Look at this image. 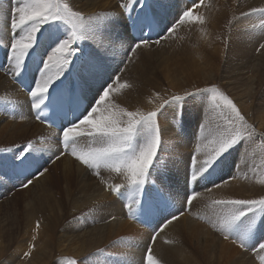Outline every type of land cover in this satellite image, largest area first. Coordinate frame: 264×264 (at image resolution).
Instances as JSON below:
<instances>
[{
	"label": "snow or ice",
	"instance_id": "1",
	"mask_svg": "<svg viewBox=\"0 0 264 264\" xmlns=\"http://www.w3.org/2000/svg\"><path fill=\"white\" fill-rule=\"evenodd\" d=\"M129 4H135L140 11L133 15ZM129 4H123L122 8L127 14V23L130 22L132 31L136 33L131 39L120 30L118 20L109 19L93 25L90 21H96L98 17L91 16L85 20L83 14L73 10L68 3H61L59 0H16L10 12V27L13 32L18 30L19 35L18 38H12L6 60L12 65L13 77H19V82L27 88L32 98V107L38 110L37 118H40V113L45 108L50 110L51 116L48 119L59 129L63 148L70 149L71 155L86 166L90 174L101 179V182H104L101 170L125 177L130 190L127 196L129 209L135 203L140 216H159L162 226L157 230L158 234L163 227L182 215L172 211L170 197L165 194L172 177L157 158L160 145L159 120L171 116L183 123L189 103L200 112L197 131L199 140L206 142L208 146L205 153L207 158L195 170L189 166L185 173L187 189L192 183L197 186L204 183L206 186L210 184L219 187L213 174L224 165L225 159L238 145H242V155L243 150L255 143L256 139L264 147V132H258L237 104L215 85L185 91L183 96L172 94L166 98L158 97L160 103L147 113L139 109L129 111L115 104L101 110V105H104L113 91L111 86L103 88L102 85L103 91L101 93V90H97L95 102L84 107L85 91L92 82L107 75V80L104 81L107 84L113 79V75L107 73L106 61L99 51L93 55L83 48H72V44L77 40L90 39L94 32H99L110 45L120 44L124 47L127 43V51L131 55L142 45L160 42L159 38L153 40L151 33H160V10L165 7L163 0H129ZM252 13H259L264 17V8L253 9ZM192 18L193 13L188 9L183 11L178 22L184 23ZM196 19L199 23H204L199 17ZM61 25L69 29L70 36L63 31ZM174 28L175 24L166 31H173ZM129 40L131 43H128ZM99 48H103V43H99ZM260 48H264V43L260 44ZM76 52H79L75 56L76 63L67 71ZM66 71L67 75H64ZM118 79L117 76L116 80ZM56 80L59 82L53 87ZM130 87L129 84L120 85V88ZM205 107H209L212 113V125L207 128ZM94 114H98V118ZM82 137L91 141L86 150L76 146L80 143L78 138ZM31 149L32 145L29 144L18 153L0 155V176H6L10 172L21 181V187H28V177L33 174L31 169L39 164L35 151L25 154ZM39 174L43 175V171ZM150 176H155L156 179L150 180ZM146 182L147 188L144 187ZM124 186L115 188L122 199L124 193L120 189ZM196 198L195 191L187 190L184 206H190ZM214 203L223 210L218 230L224 234L225 239L231 237L233 243L239 242L245 250L251 248L257 252L264 251V236L260 235L264 229V220L259 223L242 220L248 217L249 221L254 222L257 212L264 214V199H229ZM249 213L252 214L251 217ZM154 239L155 234L153 241ZM25 255L30 256L31 252ZM146 259L147 264H158L152 256L151 248L148 249Z\"/></svg>",
	"mask_w": 264,
	"mask_h": 264
},
{
	"label": "bare ground",
	"instance_id": "2",
	"mask_svg": "<svg viewBox=\"0 0 264 264\" xmlns=\"http://www.w3.org/2000/svg\"><path fill=\"white\" fill-rule=\"evenodd\" d=\"M3 1L5 2L6 0H0V45L3 47L5 46L7 49V46L11 43L12 38H18L19 31L17 30L16 32H13L10 28L11 7L15 5L16 0H7L6 4L3 3ZM59 2L63 3L67 2V0H59ZM180 3H184L188 6L190 5V3H185V0H180ZM235 5H240L243 9H235ZM262 5H264V0H257L256 4L252 6H247V0L242 2V5L237 0H229L224 4L222 11L217 17L207 20L204 23H199L198 21L201 27L200 30L207 28L208 25L210 26L208 31L203 32L205 33V41L214 54H217V51H220L221 47L224 48L226 46H230L231 37H242L238 41H234L233 39V47L240 51L237 53L236 59L240 63L238 64L236 61L234 62L233 59L226 63L222 55H219L218 61H220V63L217 64L220 76L227 83H229L228 87L231 89H234V86H237L238 89L246 86V88L250 90L255 86L260 87L264 85V52L255 57V52L259 44L258 42L262 39L259 40L258 35L249 34L248 30H253L257 24H254L252 21L251 23L253 26L251 28V26H249L251 17L247 18L245 15L251 11L253 7ZM84 6L90 8L83 10L80 7L73 6V10L82 12L83 15L85 13H90L95 9L98 12L107 11L108 20H118L120 30L125 32V35L129 37L130 28L127 23V14L125 17L126 20H124L121 17L122 13L115 0H90ZM129 7L133 9V15L140 11V9H135L133 5ZM183 8L184 10L186 9V7ZM239 18L240 21H238ZM126 24L127 30L125 31ZM164 25L168 28L171 27L170 24L166 25L161 22V33L164 31ZM241 32L242 35L240 34ZM217 33L221 42H216L214 39V35ZM95 34L101 39L103 48H106L105 52L108 53L106 58L112 59L113 65L115 66L118 61H120L121 64L128 52L127 43L124 47H121L120 44L110 45L107 43L106 37L102 36L99 32H96ZM227 36H231L229 42L224 41ZM128 43H131V41L129 40ZM96 51L101 53L104 50L95 48V54ZM245 53L248 54L246 59L242 57ZM249 60L251 63H248ZM205 63L210 66L212 72L217 74L211 58H205ZM72 64L73 57L67 71H70ZM220 64H227L230 71H234L233 76L230 77L229 75H225L226 72L220 69ZM67 71L64 75H67ZM11 73L12 65L10 64L6 66L3 72H0V94L6 95L4 98L12 101L13 104L10 103V105H13L15 108V112L12 117L8 116L5 112L0 111V145L8 143L13 144L24 138L27 141L21 143L20 145L26 146L29 142H31L30 140H32V148L36 149L39 147L38 151H41V153L38 154L40 156V162L44 157H51L54 159L60 153L55 140L57 139L55 136L56 134L53 130L43 126L29 115L24 105L25 96L21 94L18 88L10 80V78L13 77ZM116 73L117 72L113 75L115 76ZM162 74L164 75L163 78L166 82V85H163V89L160 88L161 86L159 85L158 78L155 79L151 75H148V73L139 74V72H135L128 79L127 84L131 85L130 88H126L128 93L121 97L120 88L119 96L114 99L107 98L103 107L115 104L119 107L126 108L129 111L139 109L147 113L148 111L156 108L157 104L160 103L159 98H166L172 94L183 96L185 92L175 91V88L171 86L172 80L168 71L165 70ZM114 76L111 80L113 82L112 87L117 85V82L115 81L116 76ZM119 79L120 82L121 78ZM216 80L218 81L219 79L217 78ZM97 81H99V79L94 80L89 87L90 90L87 89L85 91L89 101L92 103L95 102L94 98L100 86ZM58 82L59 80L54 81L53 87ZM106 87L107 85L103 86V88ZM196 89L199 88H195L190 91H195ZM49 91H51V89ZM260 97H262V100L264 101V94ZM191 108L192 110H189ZM189 109L186 111V125H189L188 139L198 143L196 144L198 146L195 145L196 147H202H200L201 149L197 148L198 151H201V155H198L197 152L194 151L193 145H191L190 148L191 151H193V154L190 150L189 153L185 152V149H187V147L189 148V144L186 139H183L185 138L184 132L179 129L178 136L180 139L178 140V137L174 138L175 133L170 126L172 119L167 118L159 120V129L161 131L162 139L167 144L165 149H161L163 147H159L161 149L160 151L166 155L168 151L170 152V145L177 146L179 144L177 150H174V153L172 154L177 159V165L175 166L176 169L174 170L178 171L179 174H185L190 165L192 166V170H195V168H198L203 163L204 159L207 158L205 153L208 151V146L206 145V142L202 143L199 140L197 127L193 130L194 124L198 125L199 123L200 112L195 110L193 107H189ZM209 109V107H205L206 112H204V119L207 121L206 128L211 127L212 125V114L209 113ZM110 110L115 109L110 108ZM194 113L195 117L194 119H191L192 116H194ZM22 114H24L25 117L21 116ZM94 115L97 117V114ZM3 116L10 118L11 121L7 123L2 119ZM250 117L252 116L250 115ZM169 118H171V116ZM254 120L257 121L259 125H263L264 114L258 118H254ZM241 151L242 145H238L230 156L233 160L235 159V168L231 175L232 182L224 184L220 188L214 189L213 191H217L215 194H204L199 200L192 203L189 206L191 215L179 216V223L185 233L181 231V228H179V223H176L175 225L168 224L167 227L162 228L163 230L160 234L163 237L162 242L155 241L153 245V248L157 250L155 258L165 257L169 264H264V251H260L259 254H257L255 258L256 260H247L244 258L243 250L240 247L239 242L233 243L231 238L225 239L223 233L219 237L215 234L212 236L210 233H207L206 239L201 240L202 229L211 232V228L207 225H210L211 222L218 220L217 216L219 214L214 213L213 208L209 207L210 202L214 203L217 200H224V198H238L243 200L264 199V183H261V181H264V147H261V144L255 141V143L249 144L246 150H243L242 155L240 154ZM70 154L71 152L63 157L69 160V166H65L61 170L64 178L61 183L66 186L64 192L69 195V199H65L69 203V208L63 205L62 199L57 200V195L55 199L53 197L54 194H51L50 197L44 198L46 206L35 203L31 205V199L28 198L29 196H26L25 200H23L26 202L25 208L28 207V204L31 205V207L26 210L28 218L23 232L24 239L17 241L19 246L15 248L14 253L12 252L13 254L11 255V259L8 258L3 264H52L50 262L52 256L56 257L58 261L61 256H65L62 259L74 263L77 262L75 261V257L82 260V258L87 255L90 256V254L98 248V250L101 251L100 248H102V246H104L107 242L109 243L111 241L118 240L119 235L127 230H131L137 237L132 238L130 243L120 246V252L125 251L126 249L129 255L127 259L132 261V264H137L138 260L142 259V254L147 251L148 242L152 236H150L151 231L132 222L124 214L123 202L117 199L111 192L112 189L115 190V188L120 185L117 181L113 182V178H117V174L110 173L105 170V173L110 174L105 177L104 185H101L96 178L84 172L79 165L76 169L73 164V157H71ZM187 157L189 165L187 164L188 166H184L185 164L182 163L183 160L181 159ZM193 157L195 158L194 164ZM180 161L183 164V167L179 164ZM255 168H257V170H255ZM46 172L47 171H43V175L39 180L43 194H38V197H43L49 194L48 189L45 187L49 186L48 179L50 177L49 175H46ZM244 173L249 174L245 181L242 180ZM239 174H242V176L239 177ZM225 177H227L225 174L221 175L216 179V181L219 178L222 179ZM37 181V179H33V182ZM110 181L112 183H110ZM183 181L184 179L181 180V182ZM126 182L127 181H125V183ZM145 184H148V182ZM192 184L195 190L196 184ZM203 184L204 183L198 184L197 189L199 190ZM108 185H110V189L107 188ZM126 188L128 189L127 183L124 187H121L120 191L124 192L122 189ZM179 188L183 191L182 189L184 188V184H180ZM248 190H250L252 196L244 197V193ZM25 194L23 195L25 196ZM112 196H114V198ZM16 199V202L22 201L21 198ZM116 199L119 200L121 204ZM205 204L207 206L204 207L203 205ZM45 207L48 209L49 215L41 220L38 218L37 213ZM84 211L88 212L91 222L94 221L93 224L88 221L81 224L76 220H73L74 217L80 215ZM113 217H115V219H113ZM71 218L73 221L68 222ZM247 222H249V220ZM250 223H252V221H250ZM36 224L38 225L36 226ZM59 225H62L61 232L58 231L60 228ZM27 228L29 229L28 231ZM10 229L11 228L7 229V231L9 232ZM22 231L23 230H21V232ZM33 231L34 233H32ZM1 232L2 225H0V234ZM171 233L173 234L172 236H170ZM34 237L35 239H33ZM134 239H136L137 242ZM29 242L30 245L32 243L36 244L37 248L33 249V254L31 251V255L29 256L31 258L20 259V255L22 254H20V252L25 253L27 251ZM12 246L13 245H11V247ZM5 257H8L7 246L0 240V262ZM90 259L91 258H89V260ZM59 264L63 263L60 261ZM89 264H92V262Z\"/></svg>",
	"mask_w": 264,
	"mask_h": 264
},
{
	"label": "rangeland",
	"instance_id": "3",
	"mask_svg": "<svg viewBox=\"0 0 264 264\" xmlns=\"http://www.w3.org/2000/svg\"><path fill=\"white\" fill-rule=\"evenodd\" d=\"M89 1L90 0H67V2H63V3H68L72 8H73V6H75V7H80L81 9L85 10V9L90 8V7L84 6ZM193 1H194L193 2L194 6H192V4H191L188 7V5H186L184 3H180V0H163L165 7L163 9H161V11H163V12L160 11V17L163 18V20L166 22L165 23L166 25L170 24V26H172L174 18L179 13V9L180 8L182 9L183 7H186L187 10L191 9V11H193L195 9L192 12L193 18L191 20H186L184 23L178 24L174 28V30L166 37L165 40H164V38L161 39L160 43L142 45L140 48L136 49L135 54L130 55L127 52L123 61L121 62V64L124 63V66L121 69V77H120L122 82L121 81L119 82L120 79L116 80V78H115L117 85L112 87L113 91L109 94L108 98H111V99L117 98L119 96L120 85L121 84H127L128 79L135 72H137V73L139 72V74H143V73L147 74L148 73V75H151L153 78H155V79L158 78L159 79V81H158L159 85L161 86L160 88L163 89V85H166V82H165V79L163 78L164 75L162 73L165 70H167L169 75H170V78L172 80L171 86H173L175 88V91H178V92L179 91L180 92L190 91V90L195 89V88H208V87H211L213 85L219 87L221 91L225 92L234 101V103L237 104V106L240 108L242 114L245 115L248 122L251 123L258 130V132H264V124L259 125L258 122L254 120V118H258L259 116L264 114V101L262 100L263 98L260 97L262 94H264V85L260 86V87L255 86V87L251 88L250 90L247 89L246 86H243L242 88H239V89L237 88V86H234L235 88L231 89L228 87L229 83H227L220 76L218 69H217V64L220 63V61H218L219 55L220 56L222 55V57L226 63H228L231 59H233L234 62L236 61V63H238V64L240 63L238 60H236L237 59V53L240 51L238 49H236L235 47H233V39H234V41H238L242 37H231L230 36L231 37L230 46H226L224 48L221 47L220 51H217L218 53L214 54L211 51L209 45L205 41V33L204 32L208 31L210 26L208 25L207 28L200 30V28H201L200 24L198 23V20L196 19L197 17H199L200 20H203L204 22H206L207 20L214 19L215 17H217L219 15V13L223 9L224 4L226 2H228L229 0H204L203 4L200 2V0H193ZM196 1H197V3H196ZM237 1L242 5V2H244L246 0H237ZM256 1L257 0H247V6H252V5L256 4ZM115 2H117L119 10L122 13L121 17L124 20H126V18H125L126 13L123 14L122 5L123 4H129V0H115ZM3 3L6 4L7 0L5 2L3 1ZM129 6H131V4H129ZM234 8L235 9L236 8L243 9L240 5H235ZM257 8H264V5L253 7L251 9V11H249L246 15L247 18L251 17L250 18L251 19L250 24H249V26H251V28L253 26V24L251 23L252 21L254 24H257L253 30H250V29L248 30L249 34L258 35V37H259L258 39L259 40L262 39L260 42H258L259 44L257 43L258 46H257L256 52H255V57H257L260 53L264 52V48H260V44L264 43V17H262L259 13H256V14L252 13V10L257 9ZM11 9H12V7H11ZM90 13H85L83 16L85 17V20H88V18L91 16L98 17V20L90 21V23L93 25L101 23L102 21L108 20L107 11H104V12L99 11L98 12L95 9L94 11H92ZM86 14H88V15H86ZM247 18H244V19H247ZM238 21H240V18ZM61 28L63 29V31L65 33L69 34V36H70L69 29L67 27H65L64 25H61ZM95 33L96 32H94L92 34V38H90V39L83 40V41L77 40L76 43L71 45V47L74 49L77 47H80V48H83L85 51L89 52L90 54L95 55L94 49L99 48V43H101V39L98 38ZM240 34L242 35V32ZM218 36H219L218 33L216 35H214V39L216 40V42H221L219 40ZM230 37L227 36L224 39V41L229 42ZM8 46H10V44H8ZM100 49L104 50L100 54L104 57V59L106 61V68L108 65L109 66H115V65H113L112 59L106 58V56L108 55V53L105 52L106 48H100ZM129 55H130V58H128ZM242 57L246 59L248 57V54L245 53L242 55ZM255 57H254V60H255ZM205 58H211L212 59L217 74H215L214 72L211 71L210 66L205 63ZM151 59H152V61H151ZM224 61H223V63H224ZM248 63H251V61L249 60ZM73 64H75V63H73ZM117 64L120 65V61H118L116 63V66H117ZM220 69L222 71L226 72L225 75H229L230 77L233 76L234 71H230V68L227 66V64H220ZM217 78L219 79L218 81L216 80ZM97 82H99V81H97ZM110 86H112V83L110 84ZM99 89L101 90V93H102L103 88L101 86H99ZM88 90H90V89H88ZM127 93H128V91L126 90V88H121V97H123ZM4 96H6V95L0 94V101L13 104L12 101L5 99ZM104 105H105V103H104ZM104 105H101V110H103ZM189 107H192V105L190 103L186 106L184 125H186V123H187L186 111L189 109ZM189 110H192V108ZM0 111H2V110H0ZM2 112H5V111H2ZM193 112H194V110H193ZM204 112H206L205 108H204ZM189 113H190V111H189ZM209 113H211L210 109H209ZM250 115L252 117H250ZM169 117H168V119H172L170 122L171 124L170 123L169 124L175 133L174 138L178 137V140H179L180 139V137L178 136L179 130L176 129V126L178 124V120L174 119L172 117L171 118H169ZM194 117H195V113L191 119H194ZM97 118H98V114H97ZM2 119L5 120L7 123H9L11 121V119L7 118L6 116H3ZM188 126L189 125H186V132H184L185 138H183V139H186L188 144H189V148L187 147V149H185V152L189 153L191 151V149H190L191 145H193L194 151L197 152L198 155H201V151L200 150L198 151V149L201 146L196 147V146H198V145H196L198 143H196L195 141H192V140L190 141L188 139V137H189V134H188L189 127ZM196 127H197V125L194 124L193 130L196 129ZM78 139L80 140V143L78 145H76L77 148L81 149V150H86L85 146H88L90 144V142L87 140L86 137L78 138ZM55 140L57 142V148L60 150L58 141H57V139H55ZM25 141H27V140L22 138L21 140L15 142L13 144L8 143V144L0 145V155L7 156L8 154H15V153L20 152L22 148H25V145H20V144L25 142ZM30 141L31 142H29L27 145L32 144L33 141L32 140H30ZM172 141H173V139H172ZM256 142H259L261 144V141H259V139H256ZM192 143H194V144H192ZM166 145L167 144L163 141L161 131H160V145H159V147H163L161 149H165L167 147ZM170 146H171V148H169L170 152L168 151L169 153L167 152L165 156L170 155L168 157V162L173 164L172 169H171L170 174H169L172 177L171 187L173 189V187L176 186L177 193L181 197L184 195V198H185L186 194H187L185 174L184 173L179 174L178 171L174 170V169H176L175 166L177 165V159L172 155L174 153V150H177V147L179 146V144L177 146H174V145L173 146L170 145ZM158 149H160V148H158ZM33 150H35V149L32 148L31 150L26 151L25 154H30V151H33ZM36 151L37 150H35V152ZM69 151H70V149H69ZM160 152L162 155L164 154V153H162V151H160ZM192 152L193 151H191V153ZM70 156L73 157V164H74V167L76 169L79 165L80 168H82V170H84V172H86L88 175H91L88 173L86 168H84L83 164H81L79 161H77L73 155L70 154ZM70 156H68V157H70ZM63 157H61L57 161L55 160L50 167L47 166L42 170V171H47L46 175H49V177H50L48 179L49 186L45 187L48 189V193H49L48 195L43 196V197H38V194L42 193V188H41V185L39 183V180H40L42 175L38 174L37 176H35L33 178V179H37L38 181L32 182L31 185L28 186L27 189L18 190L17 188L13 187L11 189L6 190L5 194L2 197H0V225H2V232L0 234V240L3 241V243L7 246V255H8V257H5L0 262V264H3L4 261L7 260L8 258L11 259V255L15 252V248L19 246L17 241L24 239L23 232H24L25 224H26V221L28 218L26 210L29 209L31 207V205H33V203L38 204V205H40V204L45 205L44 198L50 197L51 194H54L53 197L55 199H56V195H57V197H58L57 200L62 199L63 205L65 207H68L69 203L65 199H69V195L66 192H64L66 186H64L61 183L62 179H64L63 173L61 170L63 169V167L69 166L70 162L67 158H63ZM53 160L54 159H52V161ZM181 160H183L182 163L185 164L184 166L189 165L188 157L181 159ZM182 163L180 161L179 164H181V166L183 167ZM41 164H42V161L40 162L39 165H41ZM186 170H187V168H186ZM255 170H257V168H255ZM108 174H110V173H105V177ZM213 176L215 179L220 177V175H218L216 173H214ZM241 176H242V174H239V177H241ZM248 176H249L248 173H244L242 180L245 181L248 178ZM182 179H184L183 182H181ZM222 179H223L222 183L220 182L221 179L219 181L217 180V182L220 184L219 187H213L210 184H208L206 186L205 184H203L198 190L197 185H196L195 190H194L196 193H198L196 200H199L204 194H212L213 195L217 192V191H213L214 189L220 188L224 184L232 182L231 175L229 176L228 179H227V177L222 178ZM103 180L105 182V178ZM98 181L100 182L101 185H104V182H101V179H98ZM115 181H116V178L114 177L113 182H115ZM110 183H112V182L110 181ZM180 184L181 185L184 184V188L182 189L184 192L180 190L181 189V188H179ZM107 188L110 189V185H108ZM211 191H213V192H211ZM23 194H25V196ZM26 196H29L28 198L31 199L30 203H32L31 205L28 204L27 208H25L26 202L23 201V200H25ZM243 196L244 197H251L252 194L250 193V190H248L244 193ZM112 197L114 198V196H112ZM16 198H21L22 201L16 202L17 201ZM229 199H238V198H224V200H229ZM196 200H194L192 203H195ZM245 200H247V199H245ZM117 201L119 202V200H117ZM203 206L205 207L207 205L205 204ZM209 207L213 208L214 213L219 214L217 216L218 220L211 222V224H210L211 226L207 225L208 227L211 228V232H208V231L203 230L201 228L202 229L201 240L206 239L207 233H210L212 236L215 234L217 237L222 235V233L218 230V227H219V224H220V221L222 218L223 210H222L221 206H219L215 203H212V202H210ZM46 209L47 208L45 207L43 210H41L37 213V216L39 219L43 220L45 217H47L49 215V211H48V209L47 210ZM182 215H187V216L191 215V211L186 212V209H185L182 212ZM182 215H180V216H182ZM251 215L252 214L249 213V217H251ZM256 216H257V219H256ZM255 219H254V222L252 221V223H259L262 219L264 220V214L257 212L255 215ZM73 220H76L77 222H79L81 224H84V222H87V221L92 223V224L94 222V221L91 222V218H90L88 212H86V211H84L80 215L74 217ZM73 220L71 218L70 220H68V222H72ZM242 220L248 221V217H244V218H242ZM95 221H97V220H95ZM179 221H180L179 219H176L173 221V223H171V225H175L176 223H179ZM249 223H250V221H249ZM37 225L38 224H36V226ZM178 225H179V228H181V231L184 232L180 223ZM59 226H60V228L58 229V231L61 232L62 231V228H61L62 225H59ZM161 226L157 227L153 231V234L150 233V236L151 235L152 236L148 242L147 249L155 241L162 242L163 237L160 235L161 232L155 237L154 241L152 238L154 236V232L156 230H158L159 228H161ZM3 227H4V230H3ZM9 228H11V229L8 232L7 229H9ZM13 228H14V230H13ZM28 228H27V231L29 230ZM21 230H23V231L21 232ZM34 231L32 233H34ZM262 231H264V230L263 229L261 230V233H263V235H264V232H262ZM172 235L173 234L171 233L170 236H172ZM135 237H137V236L131 230H127L124 233H121L119 235L118 240H114V241H111L109 243L107 242L104 246H102V248H100L101 251L98 250L99 249L98 248L95 251H93L94 254L92 252L90 254V256L87 255L86 257L82 258V260L75 257V261H77V262L73 263L71 261H65V259H62L65 256H61L59 261L56 259V257L52 256V259L50 262L52 264L53 263L59 264L60 261L63 264H71V263L72 264H89L91 262H92V264L93 263L94 264H114L115 263L114 260L107 257L108 254H112L113 256L118 257L119 259L125 258L126 261H130L129 259H127L129 256L128 252L126 251V249H125V251H122L123 253L120 252V246H124V245L130 243L131 239L135 238ZM134 240L136 241V239H134ZM231 241L233 242L232 238H231ZM10 244L13 246L11 247ZM34 248H37V245L33 244V243L30 245V242H29L27 251L25 253L20 252V254L21 253L23 254V255L22 254L20 255V259L21 258L22 259L23 258H25V259L31 258L25 254L28 252H31V251L33 254ZM241 248L243 250V254H244L245 259L256 260L255 258L257 256V254H259V252H257L254 249H250V248L248 250H245V248H243V247H241ZM156 251L157 250L152 247L151 253H152L154 260H156L158 262V264H169L165 257L155 258ZM113 252H115V253L117 252V253L115 254ZM144 254H142V256H141L142 259L138 260L139 264L143 263ZM89 258H91V259L89 260ZM119 264H124V263L120 262ZM144 264H147V261Z\"/></svg>",
	"mask_w": 264,
	"mask_h": 264
}]
</instances>
